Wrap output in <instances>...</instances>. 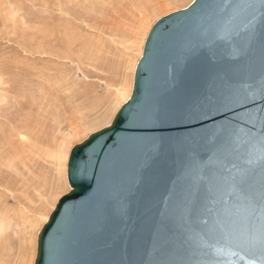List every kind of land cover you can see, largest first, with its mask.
<instances>
[{"label":"water","instance_id":"95a60500","mask_svg":"<svg viewBox=\"0 0 264 264\" xmlns=\"http://www.w3.org/2000/svg\"><path fill=\"white\" fill-rule=\"evenodd\" d=\"M208 24L206 14L191 2L152 25L129 99L109 124L70 151V190L58 199L37 233L34 264H204L212 259L250 264L254 260L229 244L246 227L242 201L213 205L226 226L214 228L211 240L200 239L203 226L192 213L193 157L202 166L216 167L215 158L208 159L212 150L200 144L201 137L210 129L225 136L232 129L246 130L250 126L241 117L264 104L259 94L264 55L258 43L225 45L213 63L199 64L195 72L185 65L177 42ZM207 39L201 36L200 42ZM77 148L81 151L73 158ZM224 148L223 155L243 170L245 146L229 137ZM206 243L214 248H206ZM50 247L54 248L51 257Z\"/></svg>","mask_w":264,"mask_h":264},{"label":"rangeland","instance_id":"374dc122","mask_svg":"<svg viewBox=\"0 0 264 264\" xmlns=\"http://www.w3.org/2000/svg\"><path fill=\"white\" fill-rule=\"evenodd\" d=\"M192 0H0V264H34L72 147L127 99L150 27Z\"/></svg>","mask_w":264,"mask_h":264},{"label":"snow or ice","instance_id":"6c2138e0","mask_svg":"<svg viewBox=\"0 0 264 264\" xmlns=\"http://www.w3.org/2000/svg\"><path fill=\"white\" fill-rule=\"evenodd\" d=\"M192 3L201 14H206L209 22L207 28L191 36L181 37L177 42L178 48L185 54V65L191 67L193 72L199 64L213 63L225 45L233 47L237 42L244 47L258 43L264 55V0H192ZM201 36L208 38L206 43L200 42ZM259 94L264 99V74L260 77ZM255 95L253 93L250 98L254 99ZM241 120L250 127L246 130L244 127L232 129L227 136L222 135L221 130L210 129L201 137L200 144L212 150L208 159L214 157L216 167L202 166L193 157L190 168L195 192L191 201L192 213L195 222L203 226L199 233L200 239L207 237L211 240L216 235L214 228L222 230L226 226V221L220 219L213 205L227 206L233 200L242 201L246 227L237 237L229 240V244L252 255L254 260L250 264H264V104L255 111H248ZM229 137L238 138L239 143L247 149L246 167L243 170L237 169L236 164L223 155ZM91 143L90 140L84 147L87 148ZM79 151L80 148L74 151L73 158ZM87 164L85 158V168ZM205 246L214 248L210 243ZM53 253L54 248L50 247L49 256ZM204 254L211 255V252ZM39 255L43 261V240ZM204 264L226 262L212 259Z\"/></svg>","mask_w":264,"mask_h":264},{"label":"bare ground","instance_id":"6f19581e","mask_svg":"<svg viewBox=\"0 0 264 264\" xmlns=\"http://www.w3.org/2000/svg\"><path fill=\"white\" fill-rule=\"evenodd\" d=\"M154 23H155V22H154ZM154 23H153V24H154ZM153 24H152V25H153ZM152 25H150V27L147 28L148 30H147L146 35H145V37H144L143 43H142V45H141V50H142L141 53H142V54H143V49H144V45H145L146 38H147V36H148V33H149V31H150ZM142 54H141V56H142ZM140 58H141V57H140ZM140 58H139V59H140ZM138 61H139V60H138ZM138 61H137V63H138ZM137 63H136L135 66H134V75H135V70H136ZM133 84H134V81H133ZM132 90H133V85H132V89H131V91H130V94L128 95V97H127V99H126L125 101H127V100L129 99V97H130V95H131V93H132ZM125 101H124V102H125ZM124 102H123V103H124ZM123 103H122V104H123ZM122 104H121V105H122ZM67 164H68V163H67ZM66 168H67V165H66ZM66 175H67V169H66ZM67 177H68V176H67ZM48 217H49V215L47 216L46 221H47ZM46 221H45V222H46Z\"/></svg>","mask_w":264,"mask_h":264}]
</instances>
